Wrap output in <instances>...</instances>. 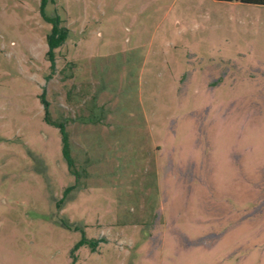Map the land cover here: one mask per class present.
I'll return each instance as SVG.
<instances>
[{
	"label": "rangeland",
	"instance_id": "obj_1",
	"mask_svg": "<svg viewBox=\"0 0 264 264\" xmlns=\"http://www.w3.org/2000/svg\"><path fill=\"white\" fill-rule=\"evenodd\" d=\"M40 3L0 0V264H264V6L45 0L51 69Z\"/></svg>",
	"mask_w": 264,
	"mask_h": 264
},
{
	"label": "trees",
	"instance_id": "obj_2",
	"mask_svg": "<svg viewBox=\"0 0 264 264\" xmlns=\"http://www.w3.org/2000/svg\"><path fill=\"white\" fill-rule=\"evenodd\" d=\"M215 1H226V2L235 1V2H239V3H243V4H253V5H263L264 6V0H215ZM44 8H45V0H41L40 7H39L40 15H41L42 19L51 26L49 34L46 37L47 51H46L45 55H46L47 60L50 62L51 69H53L54 61H55L54 60L55 50L64 44V42L66 41L67 36H68V31L66 28L60 26V20L56 15L52 16V17L46 16V14L44 12ZM43 103H44L43 108L45 111L44 119L49 125L57 128L59 130V134L61 136V152H62L63 160L65 161V163L67 165L69 173L72 176H74L75 182H77V179L79 177V173L75 168V163H74V160H73L71 153H70L69 138H68V133L65 129V125L62 122H56L54 120H51L49 115H48V111H47L48 104L44 99H43ZM73 188H74V186L67 187L65 190V194L68 191L72 190ZM61 203L62 202H60L58 204L59 207H60ZM66 226L68 228H72L70 225H66ZM88 242H89V240L82 237V239L77 244V247L85 245Z\"/></svg>",
	"mask_w": 264,
	"mask_h": 264
}]
</instances>
